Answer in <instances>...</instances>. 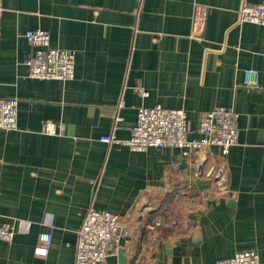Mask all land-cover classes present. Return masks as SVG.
Segmentation results:
<instances>
[{"label":"crops","instance_id":"1","mask_svg":"<svg viewBox=\"0 0 264 264\" xmlns=\"http://www.w3.org/2000/svg\"><path fill=\"white\" fill-rule=\"evenodd\" d=\"M244 1L264 0H0V98L18 102L17 128H0V223L14 229L0 264H74L89 208L126 231L106 264H215L241 250L264 264V25L238 22ZM38 28L74 51L73 79L28 75L23 34ZM155 105L183 108L193 136L206 111L232 108L237 141L185 157L99 139L127 138L137 108Z\"/></svg>","mask_w":264,"mask_h":264},{"label":"built area","instance_id":"2","mask_svg":"<svg viewBox=\"0 0 264 264\" xmlns=\"http://www.w3.org/2000/svg\"><path fill=\"white\" fill-rule=\"evenodd\" d=\"M237 20L264 25V1L258 3L244 1L237 10ZM23 35L33 48L32 53L24 60L30 77L62 81L74 78L73 50L51 46L47 30L40 28L27 30ZM244 73L245 81L249 84L258 72L253 68H247ZM135 91L146 95L142 88L136 87ZM17 103L16 98H0L1 129L17 128ZM236 118L237 113L232 108L216 106L203 114L197 128L198 134L193 136L187 112L183 108L140 106L137 108L136 121L130 127L127 138H115L106 134L99 139L102 142L126 146L134 151L162 147L177 148L185 157L197 154L210 146H217L220 154L225 155L237 141ZM45 131L54 133L55 128L48 124ZM159 223L158 219L152 221V224ZM125 233L124 225L116 213L89 208L77 231L74 264H106L113 245L117 244ZM13 237V226L0 223V239L10 242ZM50 242V233L40 234L34 253L45 255ZM215 264H259V258L253 250H241L229 258L217 260Z\"/></svg>","mask_w":264,"mask_h":264},{"label":"water","instance_id":"3","mask_svg":"<svg viewBox=\"0 0 264 264\" xmlns=\"http://www.w3.org/2000/svg\"><path fill=\"white\" fill-rule=\"evenodd\" d=\"M119 258H120L121 261L124 260V255L122 253V249L119 251Z\"/></svg>","mask_w":264,"mask_h":264}]
</instances>
